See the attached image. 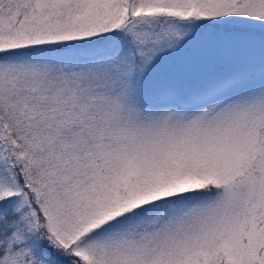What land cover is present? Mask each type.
<instances>
[{
  "label": "snow or ice",
  "instance_id": "6c2138e0",
  "mask_svg": "<svg viewBox=\"0 0 264 264\" xmlns=\"http://www.w3.org/2000/svg\"><path fill=\"white\" fill-rule=\"evenodd\" d=\"M0 264H264V0H0Z\"/></svg>",
  "mask_w": 264,
  "mask_h": 264
}]
</instances>
